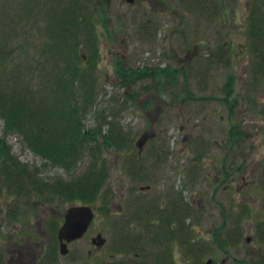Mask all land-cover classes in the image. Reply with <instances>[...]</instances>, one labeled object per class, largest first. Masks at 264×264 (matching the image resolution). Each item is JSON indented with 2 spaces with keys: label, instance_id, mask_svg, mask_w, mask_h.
Instances as JSON below:
<instances>
[{
  "label": "rangeland",
  "instance_id": "1",
  "mask_svg": "<svg viewBox=\"0 0 264 264\" xmlns=\"http://www.w3.org/2000/svg\"><path fill=\"white\" fill-rule=\"evenodd\" d=\"M214 1L217 12L208 6L210 0L199 6L198 0L65 1L67 7L77 6L79 18L87 15L98 34L96 57L87 42L80 48L82 65L90 59L98 63L91 71L93 102L88 103L85 79L72 83L73 100L90 104L82 122L94 127L96 114L106 111L103 133L114 123L129 141L104 149L111 167L107 185L92 204L93 226L57 262L48 257L54 247L49 221L58 225V234L71 202L53 184L76 179L92 155L81 153L69 168L10 132L12 152L37 174L26 172L22 184L17 180L9 186L0 169L1 264H44L43 258L51 264H86L92 261L87 254L91 238L99 233L107 242L92 264H148L159 252L171 253L173 264H206L209 258L212 264H264L258 257H264V75L254 71L259 50L249 33L250 10L262 0ZM51 2L0 0V48L16 45L7 57L0 52V87L6 95L15 91L13 72L38 98L50 102L57 92L45 70L54 64L47 52ZM260 51L264 55V42ZM117 68L133 73L126 81L131 85L124 84ZM143 70L145 75L137 77ZM4 125L0 115V137ZM146 132L152 137L139 152L137 140ZM131 158L142 163L137 171L145 178L130 169ZM167 203L189 213L176 214L170 223L178 233L166 241L168 249L152 229L149 239L117 244L133 227L144 235L152 226L165 228ZM105 206L109 210L100 212Z\"/></svg>",
  "mask_w": 264,
  "mask_h": 264
},
{
  "label": "trees",
  "instance_id": "2",
  "mask_svg": "<svg viewBox=\"0 0 264 264\" xmlns=\"http://www.w3.org/2000/svg\"><path fill=\"white\" fill-rule=\"evenodd\" d=\"M65 1L53 0L51 2V10L49 13L51 19L48 20L47 24V33L50 38L48 44L50 51L47 52L54 64H50L45 70L52 74L50 81L53 80L52 87L55 86L57 91L53 93V99L48 102L47 100L38 98V96H34L35 92L28 89L25 83L22 84L19 80L20 77L14 74V72L11 74L15 82L11 88L15 89L13 94L6 95L5 89L1 90L0 87V115L5 119L4 132L0 137V169L3 178L9 182V186L14 184L13 182L16 183L17 180L23 182L26 172L34 173L35 176L37 174L36 168H30L27 164L22 163L12 152L13 148L8 143L7 138L10 132L21 134L24 141L33 150L35 149L37 153L69 168H72L81 153L89 152L92 155L90 164L76 179L66 183L60 181L54 184L48 181L47 183H50V185L53 184V189L63 193L64 197H68L70 202L76 200L95 202L99 198L98 195L103 191L106 178H109L111 167L103 151L104 149H113V146L118 144L126 145L128 136L117 130L116 124L114 123H111L108 133H103V126L105 121H107V115L103 112H99V119L96 123L97 125L94 127L85 128L82 122V113L90 104L83 107L73 100V98H76V88L72 83L78 78L85 79L87 86L86 95L89 97L88 103L93 102L92 95L96 83L91 71L93 66L98 63L95 62L94 64L92 63L94 61L91 62L90 59L89 63L82 65L81 62L85 53H81L80 48L83 42H87L92 55L96 57L98 55V34L95 23L91 19L89 20L87 15L79 18L78 12L74 10L77 6L67 7L65 6ZM198 1L199 6L203 0ZM61 4L64 7L56 6ZM207 4L210 8H214L216 12L219 10L217 1L210 0V3ZM257 5L264 7V1L262 0L261 4L256 3V7L250 10L253 21L249 33L253 37V43L255 45L258 44L257 48L259 50V54H256L259 59L254 64V71L264 75V55L260 51V46L264 42V8L261 9ZM15 46L4 43L0 48L1 57H7L12 54ZM8 47H13V49H7ZM88 65L89 70L86 69ZM161 71L163 70L161 69ZM117 72H119L125 85H131L130 83L126 84V81L133 75L130 70L117 68ZM145 72L144 70L138 71L137 77L144 76ZM2 93L6 96L3 97ZM100 137L102 141L99 140ZM141 168H143V165L139 161L130 167L131 170H136L135 175L145 178L147 174H141L137 171V169ZM36 188L39 192H42L40 188ZM182 204L185 207L187 206L184 202ZM167 206L170 212L165 213L163 211V214H165L163 220L167 219L168 225L165 228L152 226L147 230V238L149 239L150 229H152L156 241L161 240L160 242L165 245V250L168 249L166 241H173L174 239H171V237L178 233L170 225L173 222V218L176 214H189H185L184 211L180 210L183 208L182 205L180 209L178 207L179 205H177L178 209L174 204L167 203ZM102 209H108V206ZM178 216L176 215V217ZM53 227L55 230L58 229L57 224L55 225L53 223ZM185 232L186 230L184 228L182 233ZM186 234L189 235V232H186ZM183 241H186V239L184 238ZM190 245V247L196 249L195 245ZM48 254V257H52L53 260L58 262L56 249L51 250ZM42 262L44 264H51L50 260H46L45 258L42 259ZM150 263L173 264L175 263V259L171 253L162 254V252H159L153 258H150L148 264ZM136 264H145V262L139 261Z\"/></svg>",
  "mask_w": 264,
  "mask_h": 264
},
{
  "label": "water",
  "instance_id": "3",
  "mask_svg": "<svg viewBox=\"0 0 264 264\" xmlns=\"http://www.w3.org/2000/svg\"><path fill=\"white\" fill-rule=\"evenodd\" d=\"M133 3L135 0H127ZM152 137L150 133H144L137 141V146L140 151L143 150L144 145L148 139ZM143 189V187H141ZM94 217V211L90 205H71L67 209L66 218L64 223L59 228L58 236L61 240V251L66 253L68 251L67 242L76 238H80L89 227L91 220ZM93 241L101 244L105 241V237L99 233L93 238ZM206 264H212V259L209 258Z\"/></svg>",
  "mask_w": 264,
  "mask_h": 264
},
{
  "label": "bare ground",
  "instance_id": "4",
  "mask_svg": "<svg viewBox=\"0 0 264 264\" xmlns=\"http://www.w3.org/2000/svg\"><path fill=\"white\" fill-rule=\"evenodd\" d=\"M103 113H105L106 114V111L105 112H103ZM97 115V118L99 119V112L96 114ZM107 115V114H106ZM128 141H129V138H128ZM138 141V140H137ZM137 162V160L135 159V158H131V164L133 165V164H135ZM26 183V182H25ZM147 188H150V184H147V185H145ZM99 200V198L95 201V202H97ZM93 202H85V201H82L81 200V202H77V201H73V202H71L69 205L71 206V205H90L91 207H92V209H93V211H94V217H93V219L96 217V211H95V209H94V207H93ZM68 209V208H67ZM67 209H66V211H65V213L63 214V219H65L66 218V213H67ZM109 210V208L108 209H100V212L101 211H105V212H107ZM151 212L149 211V214H150ZM142 216H144L145 215V212L144 213H140ZM93 219L91 220V222H90V224H89V227L90 226H93V223H92V221H93ZM53 223H54V221H49V229L52 231V232H54V234H53V236H52V239L50 240V242H49V245H54V247H53V249H56L57 250V258L59 259V256L61 255V256H65V255H67L68 253H70V244L72 243V242H74L75 240H77V239H74V240H72V241H65V242H67V247L69 248L68 249V251L66 252V253H63L62 251H61V243L62 242H60L59 244H57L58 243V239H59V237H58V234H57V231L54 229V227H53ZM89 227L87 228V230L84 232V234L81 236V237H84L85 235H86V233L88 232V230H89ZM134 228V232L133 233H126L124 236H122L121 237V239H120V242H118L117 241V244L118 245H124V244H126V245H128L129 246V244H132V242L134 241H137L138 239H140V237L141 236H143L144 235V231H142V230H140V229H137L136 227H133ZM102 236H104L105 237V241L101 244V246H100V244H98V243H96V242H94L93 241V238H91V241H92V244H93V247L94 246H97V247H103V246H105V244H106V242H107V237L105 236V235H103L102 234ZM126 236V237H125ZM54 239H55V242H53L54 241ZM78 239H80V238H78ZM61 241V240H60ZM132 249V248H131ZM136 254V253H135ZM136 256V255H135ZM135 264H136V262H135ZM185 264H189V263H185Z\"/></svg>",
  "mask_w": 264,
  "mask_h": 264
},
{
  "label": "flooded vegetation",
  "instance_id": "5",
  "mask_svg": "<svg viewBox=\"0 0 264 264\" xmlns=\"http://www.w3.org/2000/svg\"><path fill=\"white\" fill-rule=\"evenodd\" d=\"M146 231H147V229H146ZM147 233H148V231H147ZM147 237V234L146 235H143V236H141L140 237V239H141V241H142V239L144 238V237ZM93 238V237H92ZM60 243V240L58 239V244ZM147 247V246H146ZM102 251H104V248L103 247H97V246H94L93 248H91L90 247V249H88V252H87V254H88V256L92 259V261H90V262H86V264H92V262H95V258H94V256H98V257H100L101 258V256H100V254H101V252ZM79 252V251H78ZM77 252V253H78ZM111 255H114L113 253H110ZM77 255H80V254H77ZM138 255V254H137ZM81 256V255H80ZM147 258L150 256V253L149 252H147L146 251V255H145ZM259 258H264L262 255H260V256H258ZM103 262L105 263V264H107V261L106 260H103Z\"/></svg>",
  "mask_w": 264,
  "mask_h": 264
}]
</instances>
